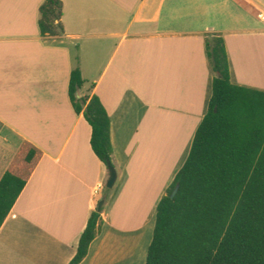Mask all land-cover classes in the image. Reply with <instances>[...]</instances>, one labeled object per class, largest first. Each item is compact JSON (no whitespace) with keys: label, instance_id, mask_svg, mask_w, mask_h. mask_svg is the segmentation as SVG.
I'll return each mask as SVG.
<instances>
[{"label":"crops","instance_id":"1","mask_svg":"<svg viewBox=\"0 0 264 264\" xmlns=\"http://www.w3.org/2000/svg\"><path fill=\"white\" fill-rule=\"evenodd\" d=\"M62 1L65 33L43 36L45 0H0V180L24 143L42 153L0 228V264H70L101 200L80 264H146L212 95L206 38L224 37L233 83L264 90V0ZM77 67L111 117L113 188L69 97Z\"/></svg>","mask_w":264,"mask_h":264},{"label":"trees","instance_id":"2","mask_svg":"<svg viewBox=\"0 0 264 264\" xmlns=\"http://www.w3.org/2000/svg\"><path fill=\"white\" fill-rule=\"evenodd\" d=\"M63 14L62 0H45L41 34L63 35ZM206 51L214 74L212 95L189 155L157 206L146 264H264V90L232 82L222 35L207 36ZM84 85L77 67L69 97L92 126L95 154L110 168L115 166L111 117L99 96L81 94ZM41 154L24 143L0 180V228ZM102 211L91 214L70 264L87 256Z\"/></svg>","mask_w":264,"mask_h":264},{"label":"water","instance_id":"3","mask_svg":"<svg viewBox=\"0 0 264 264\" xmlns=\"http://www.w3.org/2000/svg\"><path fill=\"white\" fill-rule=\"evenodd\" d=\"M109 170H110V178H109V180L107 182V186L109 188H113L115 183H116V181H117L118 172H117V168L115 166H110ZM178 189H179V186H177L174 189V191H173V193L171 195L172 197H174L176 195ZM104 203H105V200H101L99 202V205H98V210L99 211H101L103 209Z\"/></svg>","mask_w":264,"mask_h":264},{"label":"rangeland","instance_id":"4","mask_svg":"<svg viewBox=\"0 0 264 264\" xmlns=\"http://www.w3.org/2000/svg\"><path fill=\"white\" fill-rule=\"evenodd\" d=\"M250 61L253 62V63H257V61H253V60H250ZM253 63H249V61H247L246 64H245V66H246V67H249V66H251ZM81 94H82V93H81ZM83 94H89V93H88V91H86V92H84Z\"/></svg>","mask_w":264,"mask_h":264}]
</instances>
